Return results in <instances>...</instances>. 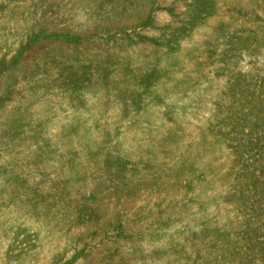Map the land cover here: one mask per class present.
Segmentation results:
<instances>
[{
  "label": "rangeland",
  "instance_id": "1",
  "mask_svg": "<svg viewBox=\"0 0 264 264\" xmlns=\"http://www.w3.org/2000/svg\"><path fill=\"white\" fill-rule=\"evenodd\" d=\"M0 264H264V0H0Z\"/></svg>",
  "mask_w": 264,
  "mask_h": 264
}]
</instances>
